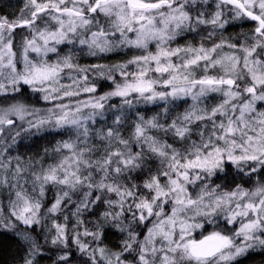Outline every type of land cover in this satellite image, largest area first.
Segmentation results:
<instances>
[{
  "label": "clouds",
  "instance_id": "1",
  "mask_svg": "<svg viewBox=\"0 0 264 264\" xmlns=\"http://www.w3.org/2000/svg\"><path fill=\"white\" fill-rule=\"evenodd\" d=\"M0 264H264V0H0Z\"/></svg>",
  "mask_w": 264,
  "mask_h": 264
},
{
  "label": "snow or ice",
  "instance_id": "2",
  "mask_svg": "<svg viewBox=\"0 0 264 264\" xmlns=\"http://www.w3.org/2000/svg\"><path fill=\"white\" fill-rule=\"evenodd\" d=\"M208 239H210V240H223L225 238H221V237H218V236H213V237H210ZM202 251H203V249H198L196 246L193 247V253L194 254L199 255Z\"/></svg>",
  "mask_w": 264,
  "mask_h": 264
}]
</instances>
